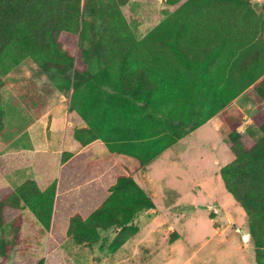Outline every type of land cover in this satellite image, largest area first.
<instances>
[{"label":"trees","instance_id":"16d2710c","mask_svg":"<svg viewBox=\"0 0 264 264\" xmlns=\"http://www.w3.org/2000/svg\"><path fill=\"white\" fill-rule=\"evenodd\" d=\"M164 1L173 5L180 0ZM125 2L112 0V8ZM250 8L246 0H181L171 13L180 19L168 23L156 37L169 50L152 51L148 62L143 56L137 59L141 64H134L140 52L123 46L129 42L122 37L124 29L129 33L124 19L113 11L105 15L95 0H0V72L5 74L4 64L15 63L20 56L33 60L61 56L72 69L65 84L70 88L67 111L85 121L72 131L80 149L60 153L56 178L44 189L34 180L13 188L0 186V264H7L17 245L22 208L46 231L48 251L68 237L76 244L91 245L99 239V231L109 228L117 229L108 245L115 251L133 232L129 225L133 216L153 206L119 157L143 168L181 138L185 127L191 131L205 123L246 89L255 105L249 120L261 136L240 139L236 131L226 135L234 158L219 168L218 175L224 191L245 213L255 264H264V19ZM194 12L210 15L206 33L200 23L192 24ZM221 12L233 16L223 26L232 29L226 36L211 23L212 15ZM258 25L262 36H256ZM71 34L103 45L98 47L96 74L75 67V54L70 57L66 51ZM206 34L218 40L212 44ZM223 40L227 47L214 50ZM237 42L245 47L237 51ZM91 52L80 51L83 65ZM1 102L0 94V130ZM149 108H163V121L145 116ZM94 142L103 145L105 158H93ZM6 224L16 228L8 240L3 237Z\"/></svg>","mask_w":264,"mask_h":264},{"label":"rangeland","instance_id":"374dc122","mask_svg":"<svg viewBox=\"0 0 264 264\" xmlns=\"http://www.w3.org/2000/svg\"><path fill=\"white\" fill-rule=\"evenodd\" d=\"M246 1L250 4L251 11L264 19V0ZM95 2L105 15L108 12L111 14L113 11L122 16L129 30L128 33L124 29L122 33V37L129 39V42L123 44V46L130 48L129 52L146 48L142 50L144 55L135 54L136 61L134 64H141L137 59L143 56L144 58L146 57L145 62H148L149 54L152 51L157 52L156 37L159 31H163L168 26V23L180 19V16L177 15L178 13L169 16L167 22L161 24L158 30L155 29L144 39L140 40L138 39L140 37L136 35L137 26L145 23H148L147 27L153 25L159 14L170 13L181 0L173 5L159 2L127 3L126 0L125 4L118 7L114 6V9L112 8V0H95ZM180 13L184 12L181 11ZM190 15L194 18L192 23L195 24L194 27L200 23L202 25L200 27L204 30L203 33H206L210 26L208 23L210 15H207L206 12H194ZM232 17L227 12H224V14L223 12L216 13L212 15L213 20L211 23L214 26L218 25L220 33L226 36L232 29L223 28V26L226 24V20ZM254 26L255 24H252V27L248 30L249 34H251ZM134 29L136 33L133 32ZM256 32V36H262V30L259 25L256 28ZM206 36L209 41H212V44L218 40L211 34H206ZM58 40H60L59 37ZM67 40H69L71 46L66 51L70 57H74L75 54L76 58H73L74 62L76 61L75 67L80 70V66H84V68L96 74L99 68L96 62L99 60L98 47L103 49V45L91 44L86 39L80 41V38L72 34ZM76 41H78L77 45ZM227 45V40H223V43L220 42L213 49L215 50L218 47L222 49V46L225 49ZM241 46L245 47L244 44L237 42V51L241 49ZM64 48H61V50ZM84 50L93 52L84 56L85 63L83 65V62H80L82 60L80 51ZM60 57L52 59V57L45 56L42 60H33L29 57L20 56L15 63L7 61L4 64L3 70L5 74L0 72V94L4 112L2 118L3 127L0 130V145L12 144V146L16 147L41 150L45 148L43 137L45 134L49 136L48 144H46L48 150L54 151L58 146L68 150L69 143L77 145V142L72 138L71 130L77 124L84 126L85 121L75 112L66 113L65 102L68 101L70 88L65 84H67V78L72 76V69ZM69 60L68 62L70 63ZM158 64H156L157 67ZM166 77L171 80V76L167 75ZM93 83L97 84V81L93 79ZM102 87L105 89L103 85ZM248 90L246 89L240 93L224 110L218 112L209 121L207 120V124L191 131H187V127H185L186 132L179 141L164 149V152H161L153 159L145 170H141L142 172L140 173L143 174L141 177H145L148 181L149 188L146 192L153 206L149 209L141 210L140 216L136 213L130 220L129 225L134 228L133 232L130 233V237L125 239L126 241L130 238L123 246H126L123 249L124 253H131L134 243L140 241L135 247L138 253L142 255L147 254L150 248L154 246H159L166 252H176L177 259L172 261V264L183 261L189 256V263L191 264H253L251 241L246 240V236L245 239L243 237L247 225L245 213L238 204L233 202L230 195L224 191L218 175L219 168L234 158L227 148L224 139L226 135L231 131H236L240 139L250 138L255 140L261 136L260 131L249 120L250 115L255 111V105L247 94ZM174 92L178 93L177 91ZM58 93L63 95L64 101L60 104V107L57 106L51 109L53 121L45 132L41 122H35L34 118L44 112L43 109L46 104L55 102L56 94ZM157 93L159 94L160 92ZM195 106H197V101H195ZM162 110L163 108H149L145 110L144 115L163 121L165 115L162 114ZM65 113L69 121L64 127ZM71 116L75 117L77 123L76 121H71ZM29 134H32V138H28L27 135ZM102 146L101 143H93L94 159L101 158ZM51 158L52 162L50 165L41 170L44 177L42 182L39 183L40 186L46 184L47 180L51 183L57 174L59 157L56 154H52ZM119 160L127 165L131 172L130 174L135 172V164L130 159L119 157ZM169 205H174V208L171 210L166 208ZM214 205L218 208L217 212L212 209ZM22 210L23 217H21L22 221L18 227L17 234L19 237L16 241V249L13 247L12 250L18 251L28 246V252H32L34 256H44L45 264H52V261L55 264H63L60 260L62 257L60 250H56L52 254L46 253L45 246L40 243L45 238L46 231L39 226L40 224L26 208H22ZM229 217L232 221L229 220ZM144 221H146L145 228L143 227ZM169 226L172 229L166 233ZM4 227L3 237L8 240L16 233V228L8 229L7 224ZM110 229L113 230L111 236L102 235L103 239L107 240L105 244L103 242L99 248L98 245H95V250H93L92 245H80L81 247H87L81 249L83 253L80 252V255L85 258L92 257L94 261H101L103 264H111L112 262V264H120L115 261V256L118 253H112L117 249L123 248L120 246L125 241L118 246L119 239H116L114 241V244H116L115 248L118 247L111 252L108 245L116 233L114 230L117 229L109 228L108 230ZM100 232L99 237L101 235ZM246 234L250 239L248 231ZM178 235L179 239L172 247L171 242ZM146 240L151 241L149 243L154 245H144ZM41 261V259H38L36 264H40ZM64 261L67 264H78L76 257L72 255H66ZM22 263L27 264L29 262L26 260Z\"/></svg>","mask_w":264,"mask_h":264},{"label":"crops","instance_id":"0c3cea01","mask_svg":"<svg viewBox=\"0 0 264 264\" xmlns=\"http://www.w3.org/2000/svg\"><path fill=\"white\" fill-rule=\"evenodd\" d=\"M139 2L140 3H142V2H148V3L159 2V3L166 4L164 0H127V3H139ZM249 6H250V4H249ZM171 13H172V11L170 13L159 14V16H157V20L155 21V23L149 27H147L148 23L137 26L136 27V30H137L136 35L140 37L138 39L141 40V39H143V37L145 38L146 35L148 33L152 32V30L154 31V28H156V27L158 30L159 26L169 16H171ZM133 32H135V29ZM159 33H160V31H159ZM158 43H159V39H157V44H156L157 45V52H161V50H164L167 48L164 44L161 45ZM145 49L146 48H143L140 50H135V51L140 52V55L141 54L144 55L143 54L144 51H142V50H145ZM166 50H169V49L167 48ZM156 61H161V59H159L157 57ZM44 93L48 94L46 92H44ZM41 97H44V96H41ZM43 99H46V98H43ZM63 101H64L63 95L61 93L56 94L55 102L53 104L52 103L46 104L45 108L43 109L44 112L38 114L34 118L35 122H38V123L41 122V126L45 130V132L49 129V125L53 121L51 109H54L57 106L60 107L61 106L60 104L63 103ZM65 103H66V106H65L66 107V113H70L67 111V102H65ZM66 113H65V117H64V124H63L64 127L67 125V123L69 121L66 118ZM71 121H76V123H77V120L75 119V117H72V116H71ZM207 122L199 125L195 129L201 127L204 124H207ZM82 126L83 125L77 124V126L75 128H79ZM72 131L73 130H71V134H72ZM27 136H28V138L29 137L32 138V134H29ZM43 137H44V142H45V144H44L45 148H43L41 150H38L37 148H24V147H20V146L16 147V146H12V144H8V145L1 144L0 145V186H8V187L13 188L25 180H34L40 189H44L48 184H50V182H48L49 180H47L46 184H43L40 186L39 183L42 182V179L44 177L43 174L41 173V170L45 169L47 167V165H50V163L52 162V158H51L52 154H56V155H58V157H60V153L62 151H64V149L61 146H58L56 148V150H54V151L48 150L46 144H48L47 142H48L49 136H48V134H45ZM180 139L181 138H179L177 141H179ZM69 145L70 146H69L67 151L76 152L80 148L78 143H77L78 146L75 145L74 143H69ZM91 150H92V154H93V150H94L93 144H92ZM104 150L105 149L103 147V149L101 150V158H99V159H103L106 157L107 154L105 155L106 151H104ZM162 152H164V150ZM152 160L148 164L144 165L143 168H140L139 170L136 168V166H134L135 172L134 173L132 172V174H131L132 179L145 192L148 191L147 189L149 188L148 184H147L148 181H147V179H145V177L144 178L141 177V176H143V174L140 172H142L141 170H145L147 168V166L152 162ZM58 164H59V162H58ZM57 169H58V166H57ZM51 178H50V180H52ZM55 178H56V176H55ZM166 208H169L171 210L174 208V205H169ZM22 212H23V210H21V216H22ZM137 214H138V216H140L141 211H139ZM145 224H146V221L143 222L144 228H145ZM32 225H33V223H32ZM39 226L41 227V225H39ZM171 229H172V227L169 226L168 229L166 230V233H168L169 230H171ZM115 231H117V230H114V232ZM138 231H139V229H138ZM247 231H248V229H247V225H246V230H245V236L247 237L246 240L251 241V239H249V236L246 234ZM146 232H150V231H146ZM100 233H101V235H100L99 239L95 243L91 244L93 250H95V247H94L95 245H98V248H99V247H101V244L103 242L105 244L107 242V240H104L102 235L104 234V236H105V234H107V236L108 235L111 236L113 234V230L110 229L107 231H101ZM178 239H179V235L171 242L172 247H173V244ZM128 240H126L120 247H123L124 244L128 242ZM23 242L26 244L24 239H23ZM149 242H151V241H149V240L144 241V245H149V244L154 245L153 243H149ZM40 243H42L45 246V251L48 254H52L56 250H60L61 254H62V257L60 258V260L63 262V264H67V262L64 261L66 255H68V256L72 255V256L76 257V261L78 262V264H79V262H80V264H103L101 261H94V259L92 257H90V258L82 257V255H80V252L83 253V251H81V249L87 248V247H83V246L81 247L80 245H83V244L74 243L73 240L70 239V237H68L60 245H58L57 247H55L49 251L46 250L47 233H46L43 241H41ZM139 243H140V241L134 243V247L131 249V251H132L131 253L130 252L124 253L123 249H125L126 246L121 248L120 249L121 251L119 249H117L114 253H112V254L118 253L115 256L116 257L115 261L117 263H120V264H128V263L129 264H134V263L135 264H172V261L177 259L176 258V256H177L176 252L163 251V249L160 248L159 246H154V247L150 248V250H149V252H147V254L142 255L141 253H138V251L136 250V247H135ZM140 245H142V244H140ZM251 245H252V243H251ZM14 249H16V247H14ZM14 249L11 250L9 253V257L7 259L8 260L7 264H23L22 262H24L26 260H28V262H29L27 264H35L38 261V259H41L42 264H45L44 256H41V255H38V257L34 256V254L32 252H30V251L28 252V246H26V247H24L18 251L17 250L14 251ZM252 251H253V246H252ZM32 256H34V257L31 258ZM189 257L183 261H180V262L174 263V264H191V263H189ZM242 261H244V259H242ZM253 261H254V252H253ZM52 264H55L54 261H52ZM253 264H255V262H253Z\"/></svg>","mask_w":264,"mask_h":264},{"label":"water","instance_id":"95a60500","mask_svg":"<svg viewBox=\"0 0 264 264\" xmlns=\"http://www.w3.org/2000/svg\"><path fill=\"white\" fill-rule=\"evenodd\" d=\"M212 209H213L215 212L218 211V208H217L216 205L212 206ZM227 217H228V215H227ZM229 220L232 221V219H231L230 217H229ZM243 237H244V239L246 238L245 235H243Z\"/></svg>","mask_w":264,"mask_h":264}]
</instances>
